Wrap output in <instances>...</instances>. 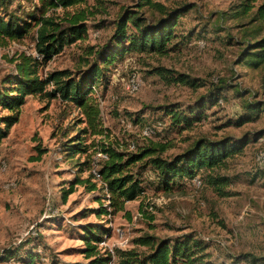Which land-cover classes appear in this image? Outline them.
<instances>
[{"label": "rangeland", "instance_id": "obj_1", "mask_svg": "<svg viewBox=\"0 0 264 264\" xmlns=\"http://www.w3.org/2000/svg\"><path fill=\"white\" fill-rule=\"evenodd\" d=\"M10 1L1 13L23 19L40 7L38 0ZM136 1L87 0L86 6L94 13L88 21L87 40L66 45L48 62L38 64L34 68L37 76L45 79L64 70L72 76L85 72L94 61L86 55L88 48L107 43L120 11L134 9ZM155 1L168 9L184 4L192 8L178 20V39L172 42L177 45L166 55L129 51L104 70L90 93L100 109L103 135L91 134L81 111L72 103L40 95L26 98L18 122L0 143V256L6 250L15 253L14 259L1 264H23L28 253L36 256L35 264H90L92 259L83 254L82 226L101 227L102 241L97 246L101 255H111L109 264H117V250L144 251L134 245L141 236L173 240L185 234L208 245L213 264H264V168L256 163L257 152L264 149V65L252 69L237 61L245 45L239 44L242 26L249 17L234 20L226 16L240 0ZM141 12L150 21L159 17L148 9ZM48 15L58 21L64 18L60 9ZM35 31L32 28L20 40H0V90L11 88L16 66L24 58L42 62L37 59ZM157 68L187 75L205 85L193 90L168 84L157 75ZM132 77L141 84L135 94L127 90ZM221 86V90L216 89ZM251 101L263 104L259 118L241 127L231 125L246 114L244 106ZM166 109H178L186 115L193 109L201 118L180 130L172 126ZM6 114L0 111V116ZM158 123L160 130L155 129L150 137L142 135L145 127ZM84 129L88 133L83 134ZM74 137L80 138L83 146H90L87 152L63 151L64 145L68 149L75 143ZM225 138L248 142L240 154L217 170L230 179L225 196L204 182L199 188L182 183L164 193L147 167L140 177L142 195L114 213L108 208L102 182L92 179L94 191L72 184L89 176L84 162L97 171L105 160L98 153L104 144L131 153L161 144L167 147L161 157L171 159L198 140ZM136 170L132 168L133 173ZM197 177L203 179V172ZM72 186L73 192L64 200L63 193ZM104 208L110 214L98 215Z\"/></svg>", "mask_w": 264, "mask_h": 264}, {"label": "trees", "instance_id": "obj_2", "mask_svg": "<svg viewBox=\"0 0 264 264\" xmlns=\"http://www.w3.org/2000/svg\"><path fill=\"white\" fill-rule=\"evenodd\" d=\"M38 1L40 7L36 8V13L23 19L14 14L1 13L11 1L0 0V40H20L34 28L36 29L35 50L42 59L40 63L38 60L24 58L23 62L16 66V76L12 79L11 88L0 90V111H7L6 115L0 116V143L8 136L10 128L18 122L20 109L25 104L26 98L35 95L50 99L58 97L61 101L72 103L81 111L91 134L103 135L105 130L99 121L100 109L90 93L102 79L104 70L129 51L139 54L166 55L177 45L172 42L178 39L175 33L178 20L192 8L184 4L176 9H168L155 0H137L133 6L134 9L120 11L114 32L107 43L100 48H88L86 55L94 57V61L85 72L82 71L83 74L79 72L76 76H72L64 70L40 79L34 69L38 64L48 62L66 45L87 40L88 21L94 13L86 6L87 0ZM258 1L260 3L256 5ZM81 6L85 7L80 8ZM56 9L63 11L62 20L58 21L48 15L50 11ZM143 9L157 13L158 19L148 20L141 12ZM226 16L234 20L249 17L248 22L242 26L239 44L245 45L238 54L237 61L252 69L262 67L264 65V0H240L239 4L231 8ZM155 72L168 84H178L193 90L205 85L198 79L184 74H172V71L163 68H157ZM50 85L52 90L47 91L46 88ZM216 89L221 90L222 86ZM201 106L203 105L199 107ZM244 108L246 114L231 122V125L241 127L255 121L263 111V104L251 101L247 102ZM166 114L170 116L172 126L180 130L190 128L201 118L200 114L195 115L193 109H190L189 115L178 109H166ZM87 129L82 130L83 134L88 133ZM73 141L75 143L68 149H65V145L63 146L64 152L85 153L90 147L83 146L82 140L78 137H74ZM247 143L245 139L235 141L230 138L217 142L198 140L193 146L171 159L161 157L167 149L161 144H151L135 153L104 144L98 153L104 155L106 159L99 165L97 172L101 182L106 186L108 208L114 213L122 211L125 203L135 201L142 195L140 177L141 172L147 167L155 173L158 188L164 193H170L175 186L182 183L190 184L199 172H203V179L198 177L201 186L204 182L217 194L225 196L227 194L224 189L230 184V179L218 174L217 170L224 167L229 158L240 154ZM82 165L86 167V171H90L89 176L85 180L76 179L72 184L85 185L88 191H94L96 184L92 182L93 169L88 162ZM133 167L137 169L135 173L132 172ZM72 192L73 186L63 193V199L65 200ZM97 214L109 215L110 213L104 208ZM149 217L153 220L151 216ZM99 227H81L85 233L83 254L86 259H92L90 264H109L111 255L108 253L101 255L98 250L97 245L102 241L99 233H103ZM134 245L143 247L145 250H117L115 252L118 258L117 264H213L207 251L208 245L192 234L181 235L173 240L144 235L135 239ZM14 257V252L6 250L0 256V264ZM35 258L36 256L28 253L27 257L22 259V263L35 264Z\"/></svg>", "mask_w": 264, "mask_h": 264}, {"label": "built area", "instance_id": "obj_3", "mask_svg": "<svg viewBox=\"0 0 264 264\" xmlns=\"http://www.w3.org/2000/svg\"><path fill=\"white\" fill-rule=\"evenodd\" d=\"M41 57H39V55L37 56V59H40ZM140 83L139 80L136 77H132L129 80V83L127 85V90L130 94H135L136 92L139 91L140 89ZM155 129L156 130H160L161 129V124H157L154 127H145L142 131V135L144 137H150L155 133ZM131 148H134V145L132 144ZM104 159H106V157L103 155L102 156ZM256 163L258 164V166L263 167L264 168V149L263 150H259L256 154ZM3 168H5V165H2ZM93 178L97 181L101 182V178L98 174V172L96 170H92L91 171ZM190 184L195 187V188H199L201 186V181L198 177H195L194 179L191 180ZM7 188L11 187V185H7Z\"/></svg>", "mask_w": 264, "mask_h": 264}]
</instances>
